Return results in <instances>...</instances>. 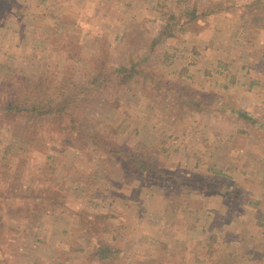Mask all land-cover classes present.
Wrapping results in <instances>:
<instances>
[{"label": "rangeland", "instance_id": "rangeland-1", "mask_svg": "<svg viewBox=\"0 0 264 264\" xmlns=\"http://www.w3.org/2000/svg\"><path fill=\"white\" fill-rule=\"evenodd\" d=\"M260 28L264 0H0V264H264ZM19 78L53 80L69 115L29 133L1 88ZM214 171L257 204L183 183Z\"/></svg>", "mask_w": 264, "mask_h": 264}, {"label": "trees", "instance_id": "trees-1", "mask_svg": "<svg viewBox=\"0 0 264 264\" xmlns=\"http://www.w3.org/2000/svg\"><path fill=\"white\" fill-rule=\"evenodd\" d=\"M193 18L194 16H192L191 19ZM171 25L172 23H167V27ZM68 45V42L61 43V46H63L65 50H67L72 56L71 58L74 60H78V55L76 54V52H74L73 46L68 47ZM99 70V73H97L89 81V91H91L93 88H96V86H100L105 81H110L111 76H114L115 74L120 72V74H122V72L126 70V68L123 66L114 68L113 70H111L110 77L105 76L106 74H104V70ZM1 88L9 91L11 95L10 101L5 105V108L8 112L11 111L13 113L29 114L30 123L27 126L29 133L30 131L35 130L36 126L39 123H42V121L45 119L61 118L69 115L66 106H61L60 104L61 100H66L67 92L58 87L53 80L39 79L33 86H26V83L22 81L21 78H19V80L17 79L15 81H4V83L1 85ZM239 115H243L246 117L244 113H239ZM134 147L126 149V151H122L117 147V150L126 158V168L135 174L141 175V177H143L145 181L155 183L153 179L157 178V175L160 173L157 165H155L153 162H150L146 157H144V155H140L136 150L137 148ZM214 173L216 175L224 174L221 171H214ZM220 178L222 179V177ZM221 179H200L196 176L191 175L183 176L182 178L184 184H189V186L195 185L196 190H199L198 192L201 194L208 195L210 189L213 188V185L215 183L214 181H217L218 184H221V186L223 187V196L225 200L233 202L236 201L238 203L242 198V204L245 200H247L248 204H257L250 199H247L248 193H246L245 191H237L236 185H230L232 177L224 174L223 179L225 180L221 181ZM204 190L205 193L203 192ZM261 225L264 231V222H261ZM98 247V255L100 261H106L110 258L112 259L118 252L116 248L105 246L102 244V242L98 243Z\"/></svg>", "mask_w": 264, "mask_h": 264}, {"label": "crops", "instance_id": "crops-1", "mask_svg": "<svg viewBox=\"0 0 264 264\" xmlns=\"http://www.w3.org/2000/svg\"><path fill=\"white\" fill-rule=\"evenodd\" d=\"M263 30H264L263 28H260V33L263 32ZM252 84H253V83H250V84H249V86H248L249 89L253 87ZM255 84H256V82L254 83V85H255ZM226 224H227V223H226ZM224 226H225V224H224ZM237 236H238V235H237ZM224 239H225V240H228V239L231 240L232 238H231L230 236H225ZM240 239H242V238L240 237ZM212 248H214V244L211 245V249H212ZM215 253H216V251H215ZM219 262H220V261H217V260H214V259H213V260L211 261V264H215V263H216V264H222L221 262H220V263H219Z\"/></svg>", "mask_w": 264, "mask_h": 264}]
</instances>
